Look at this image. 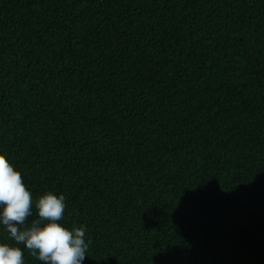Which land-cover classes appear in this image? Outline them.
<instances>
[{
    "label": "trees",
    "instance_id": "16d2710c",
    "mask_svg": "<svg viewBox=\"0 0 264 264\" xmlns=\"http://www.w3.org/2000/svg\"><path fill=\"white\" fill-rule=\"evenodd\" d=\"M0 151L84 264H264V0H0Z\"/></svg>",
    "mask_w": 264,
    "mask_h": 264
},
{
    "label": "clouds",
    "instance_id": "9594fccd",
    "mask_svg": "<svg viewBox=\"0 0 264 264\" xmlns=\"http://www.w3.org/2000/svg\"><path fill=\"white\" fill-rule=\"evenodd\" d=\"M33 208L37 218L26 223ZM65 209V196L54 191L33 200L21 172L0 151V230L11 241L0 242V264H25L23 249L43 264H84L90 244L87 229L67 227Z\"/></svg>",
    "mask_w": 264,
    "mask_h": 264
}]
</instances>
